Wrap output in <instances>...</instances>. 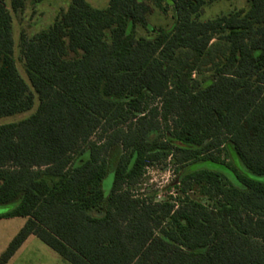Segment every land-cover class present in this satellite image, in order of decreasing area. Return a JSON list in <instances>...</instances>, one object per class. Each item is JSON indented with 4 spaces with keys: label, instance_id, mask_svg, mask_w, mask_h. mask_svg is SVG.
I'll list each match as a JSON object with an SVG mask.
<instances>
[{
    "label": "trees",
    "instance_id": "trees-1",
    "mask_svg": "<svg viewBox=\"0 0 264 264\" xmlns=\"http://www.w3.org/2000/svg\"><path fill=\"white\" fill-rule=\"evenodd\" d=\"M156 1L170 26L146 0H71L22 32L31 90L0 0V117L39 99L0 123V218H26L0 264L31 235L70 264H264V0L209 19L216 0ZM167 159L176 198L136 193Z\"/></svg>",
    "mask_w": 264,
    "mask_h": 264
},
{
    "label": "rangeland",
    "instance_id": "rangeland-1",
    "mask_svg": "<svg viewBox=\"0 0 264 264\" xmlns=\"http://www.w3.org/2000/svg\"><path fill=\"white\" fill-rule=\"evenodd\" d=\"M71 0H24V7L15 11L12 8L11 0H6L8 9L13 19V37H14V57L16 66L22 78L29 84V76L20 53V36L25 32L31 36L35 32L45 29L53 23L58 13L68 7ZM93 6L98 8L107 7L109 0H88ZM152 7L148 15L151 24L156 26H170L175 19L174 7L162 2L158 5L156 0H146ZM246 0H216L208 2L199 15L201 19L213 18L219 14L228 13L234 9L247 7ZM138 33L146 35L147 32L139 28ZM32 90V87L30 86ZM39 103L38 96L35 94V103L31 109L17 112L11 115L1 116L0 123H9L20 121L31 115ZM160 99L153 100V105H159ZM101 131L97 130L91 140H98ZM175 166L170 159L166 161H157L146 168L143 178L134 186L136 193H144L147 196L163 200L167 198L175 199L177 192L175 187L169 188V185L175 178ZM111 183V174L106 178L105 185L109 190ZM195 197H204L198 191L191 192ZM0 206V212L5 210ZM26 218L23 216L2 217L0 218V257L7 249L8 245L24 225ZM5 264H70L62 256L45 244L35 235H31L19 247L14 255Z\"/></svg>",
    "mask_w": 264,
    "mask_h": 264
}]
</instances>
